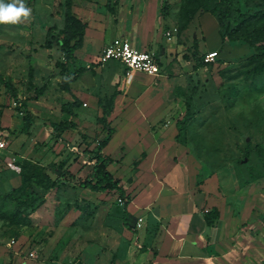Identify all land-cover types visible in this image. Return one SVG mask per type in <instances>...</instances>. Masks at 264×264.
<instances>
[{
    "label": "rangeland",
    "instance_id": "rangeland-1",
    "mask_svg": "<svg viewBox=\"0 0 264 264\" xmlns=\"http://www.w3.org/2000/svg\"><path fill=\"white\" fill-rule=\"evenodd\" d=\"M24 3L31 9L28 20L0 24V133L9 146L0 153L4 161L0 164V264H149L140 257L142 251L132 248L135 236L126 231L125 200L118 193L92 191L66 179L45 198L29 199L30 206L5 197L14 189L19 195L28 183L45 189L57 179L52 166L87 175L95 154L91 151L96 152L99 141L110 135L100 121L106 98L116 94L119 112L110 125L117 130L121 113L127 111L131 99L138 100L128 87L130 73L113 60L101 64L98 48L93 47L100 38L103 47L115 38L130 39L129 32L140 23L145 30L152 23L148 31L154 30L165 48L170 43L174 47L162 60V73L171 78L172 88L163 93L165 117L150 125V136L140 132L138 138L118 144L116 138V145L110 148L109 142L102 150L112 158L113 175L125 185H136L129 203L134 200L132 193L147 192L149 181L139 180L141 164L157 146L161 153L167 151L162 164L167 172L156 182H167L164 178L173 167L188 166L189 187L213 198V205L207 200L209 209L202 210L208 222L228 209L242 217L264 215V51L256 50L264 45V20L249 22L232 35L239 40L248 37L254 46L243 41L233 44L223 41L211 12L215 9L224 25L233 28L241 13L248 17L264 8V0ZM68 14L87 24L83 45L89 40L88 56H94L88 65L83 55L82 65L76 66L59 44L67 35ZM149 50L162 56L159 49ZM210 51H217L218 56L205 64ZM83 73L81 83L86 88L79 98L67 79ZM137 77L145 80L146 75ZM65 103L74 105L73 114L64 111ZM26 108L34 116L29 132L22 131ZM185 114L192 120L180 140L175 121ZM74 117L81 119L76 120V128L54 127ZM5 161L18 164L21 171ZM142 216L148 219L146 213H137L134 222L138 226L144 221Z\"/></svg>",
    "mask_w": 264,
    "mask_h": 264
},
{
    "label": "crops",
    "instance_id": "crops-1",
    "mask_svg": "<svg viewBox=\"0 0 264 264\" xmlns=\"http://www.w3.org/2000/svg\"><path fill=\"white\" fill-rule=\"evenodd\" d=\"M152 25V23H148L145 30V25L140 23L133 31L129 32L128 37L133 46L139 49L149 50V48H155L162 52L161 57L155 53L161 65V73L157 77L150 76L144 72H134L137 70L132 71V75L131 73L129 74L130 77H128V79L130 81L128 87L132 92L137 93L136 96H138V100L134 102V100L130 98L132 103L130 102L131 105L126 112L121 113L124 119H120L122 123H120L118 130L115 126L111 125L115 131L108 145L110 148L118 144L122 139L130 140L132 137L138 138L140 132H146V135L150 136L147 132L150 125L160 123L165 117L163 110L165 107L163 103V93L166 92V88L170 86L172 88V84L171 78H168V76L162 73L164 68L162 60L165 59L167 52H170L174 47L171 45L172 43L168 44L169 46L166 48L162 46L159 35H157L154 30L148 31ZM87 42H89V40L85 39L84 45L78 50L77 54L79 58H75L76 66L80 67L84 60L87 65L93 61L91 58L94 57L93 53L88 56L90 48ZM102 47L103 43L100 38L98 39V44L95 43L93 47V50L98 48V57L104 49V47L103 49ZM83 55L84 57L86 55V57L82 61ZM109 62L110 61L100 63L105 65ZM116 62L121 63L127 71L126 66L122 62ZM85 74L86 73H83V75L75 80L71 87H69L73 92L77 93V96L86 88L83 87L81 83V79ZM143 74L146 75V77H144L145 80L141 78L137 80V76L143 77ZM153 79H157L159 82L156 81V84H154L152 82ZM80 83L82 85L81 88L79 87ZM79 88L81 90H79ZM116 101L117 97L115 100L116 106L109 117V122L111 118L113 119L119 112V106ZM84 114L87 115V111L84 110ZM182 118L183 117H178L176 119V127L177 121ZM74 119V121L71 119H69V121L74 124L76 128L75 122L80 118L74 117ZM8 123L11 124V127L13 126V122L10 121ZM116 138L119 140L114 144ZM158 148L159 147L154 146L152 149L153 151L141 164L139 180L149 181V185H146L147 192L144 194L142 193V195H139V192L132 193L131 198L134 200L127 206V222L129 225L135 227L138 233L132 232L126 226L125 228L128 234L135 236L136 242L133 243L134 246H132V248L142 251L140 257L142 256L148 263L152 261L153 264L263 263V213L257 212L250 214L249 217H242L241 214H237L228 209L226 211H220V215L214 218L213 222H208L202 210L209 209V207L205 206V204H209L207 200L212 201L210 205H213V198L211 196L206 197V195L198 191L196 187L194 189L189 187L188 166L173 167V170L171 169L167 177L164 178L167 182L160 180L156 182L157 178H163V172H167V169L162 168V164L167 158V151L162 149L161 153V150ZM68 169L71 173L78 174L79 177H84L72 171L71 168ZM109 170L111 171V164ZM115 178L120 179L117 176ZM70 180L79 183L78 180ZM142 183L144 184L145 182ZM120 184L126 190L127 196L136 188L135 184L125 185L121 179ZM151 211L153 213H151ZM137 213H142L143 215L146 213L148 215V219H144V216H142L144 221H141V226L136 224L137 221L135 216H137ZM146 220H148V223ZM248 220L250 222L247 224ZM153 223L155 225H153ZM148 227L150 231L153 229L151 233L147 230ZM154 253H156V255Z\"/></svg>",
    "mask_w": 264,
    "mask_h": 264
},
{
    "label": "trees",
    "instance_id": "trees-1",
    "mask_svg": "<svg viewBox=\"0 0 264 264\" xmlns=\"http://www.w3.org/2000/svg\"><path fill=\"white\" fill-rule=\"evenodd\" d=\"M202 2V0H199ZM203 6V3H201L198 7L194 8L192 13ZM212 14L216 16L219 26H220V32L223 37V41L231 42L233 44H239L242 41L245 43H248L250 46H254L252 40H250L248 37L245 39L239 40L237 37H233V33L242 31L246 24L253 21H261L264 20V8H261L256 13L250 14L248 17L245 16L244 13H241L238 16V19L236 20V26L233 28H230L228 26H225L222 19L218 15L217 11L213 9ZM189 15L188 20H191V15ZM66 38L60 39L59 44L62 47V50L66 54V56L71 60L75 61V52L82 48L83 46V38L85 36V30L87 27V24L85 22H82L80 19L74 17L71 14H68L66 16ZM256 50H259L262 52L264 51V45H259L256 47ZM259 53H255L254 57H258ZM205 64H208L205 62ZM78 77L73 76L70 79H67L68 82H74ZM8 86H11L10 83L7 84ZM116 100V94H113L109 99L106 98V102L102 104V110L103 115L100 117L101 123L104 125L105 129L110 134L109 136H106L105 138L101 139L99 141V147L96 152L91 151L93 155L92 163H91V169L85 175L84 177H79L78 174H73L70 172L68 168H63L61 166H52L51 170L54 174L57 175V179L52 181V183L47 186L45 189L41 190L39 189L35 184L28 183L24 186L21 193L19 195H16L14 193V190L10 193H8L5 197H10L14 200L19 201L22 204L30 206L31 203L29 202V199H43L46 197V195L49 193L50 189L52 187H55L57 184L62 182L64 179H74L78 180L81 185H84L85 187L89 188L92 191L96 192H107V191H113L115 193H118L124 200V224L125 226L131 230L134 233H138L137 229L127 222V206L129 204V196L126 194V190L124 187L120 184V179L115 178V176L112 174V172L109 170L110 163L112 162V158L105 154L102 150L111 140V134L114 133V128L110 125L109 117L113 111L114 104ZM74 107L72 103H65L63 105V109L65 112L72 114L71 108ZM192 120V117L188 114H185L182 119H179L177 121V127H178V134L176 136L177 139H180L181 137L184 138L185 131L188 127V124ZM34 122V116L32 113H30L26 108V113L24 116V124L22 127V131L29 132L31 125ZM54 127L56 129H73L75 128V125L72 124L70 121H65L60 124H54ZM181 140V139H180ZM156 255V253H154ZM149 264H153L151 261Z\"/></svg>",
    "mask_w": 264,
    "mask_h": 264
},
{
    "label": "built area",
    "instance_id": "built-area-1",
    "mask_svg": "<svg viewBox=\"0 0 264 264\" xmlns=\"http://www.w3.org/2000/svg\"><path fill=\"white\" fill-rule=\"evenodd\" d=\"M217 56V51H210L205 55L204 60L207 63H211L215 61ZM111 60L122 62L126 66L128 73L137 70L154 77H157L161 73V65L155 53L133 46L128 38H115L110 44L104 47L100 54V62L106 63ZM8 148L6 138L0 133V153ZM3 162L0 159V164ZM5 164L17 172L21 171V166L14 162L5 161Z\"/></svg>",
    "mask_w": 264,
    "mask_h": 264
},
{
    "label": "clouds",
    "instance_id": "clouds-1",
    "mask_svg": "<svg viewBox=\"0 0 264 264\" xmlns=\"http://www.w3.org/2000/svg\"><path fill=\"white\" fill-rule=\"evenodd\" d=\"M30 16L31 9L25 5L24 0H13L9 4L0 0V24H19Z\"/></svg>",
    "mask_w": 264,
    "mask_h": 264
}]
</instances>
